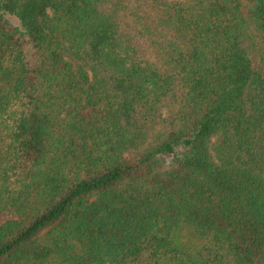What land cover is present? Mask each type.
<instances>
[{"label": "trees", "instance_id": "obj_1", "mask_svg": "<svg viewBox=\"0 0 264 264\" xmlns=\"http://www.w3.org/2000/svg\"><path fill=\"white\" fill-rule=\"evenodd\" d=\"M0 264H264V0H0Z\"/></svg>", "mask_w": 264, "mask_h": 264}]
</instances>
